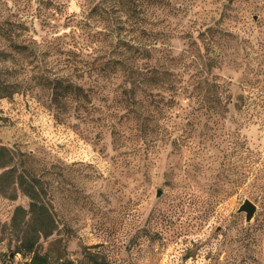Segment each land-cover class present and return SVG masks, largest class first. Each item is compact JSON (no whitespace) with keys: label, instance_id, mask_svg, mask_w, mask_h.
Segmentation results:
<instances>
[{"label":"rangeland","instance_id":"obj_1","mask_svg":"<svg viewBox=\"0 0 264 264\" xmlns=\"http://www.w3.org/2000/svg\"><path fill=\"white\" fill-rule=\"evenodd\" d=\"M197 48L223 56L224 109L125 94L146 68L187 81ZM0 146V264L19 176L55 217L50 260L264 264V0H0Z\"/></svg>","mask_w":264,"mask_h":264},{"label":"trees","instance_id":"obj_2","mask_svg":"<svg viewBox=\"0 0 264 264\" xmlns=\"http://www.w3.org/2000/svg\"><path fill=\"white\" fill-rule=\"evenodd\" d=\"M140 40V39H138ZM140 53H149V47L141 42L134 44ZM129 49V48H128ZM223 56L218 52L215 59H203L200 55L199 48L184 56V68L189 71L187 81L184 77H178L168 71L159 72L154 68H146L134 73L128 82V88L124 90L125 94L135 95L137 92L146 93L153 90L171 91L177 93H188L189 98L198 99L207 104L214 105L219 109H224V104L228 103L231 96L223 85L217 83V77L211 74V69L218 68L222 64ZM149 69V70H148ZM185 85V86H184ZM189 89V91H188ZM78 91H81L77 87ZM213 106V107H214ZM10 157L5 147L0 146V170L4 173L0 176V180L5 175H12L13 170L10 167ZM21 189L27 197L29 204L25 210L22 207H16L11 215L8 232L15 241L13 252L10 251V244L7 245L11 256L8 261L15 255H19L25 264H73L71 260H63L60 256L50 260L48 253L42 252L41 243L51 238L57 230V224L54 215L49 211L45 202L41 199L34 186L26 183L22 176L12 181ZM1 190V188H0ZM87 264H102L95 259L93 255L87 253ZM2 264H10V262ZM80 264H86L84 262Z\"/></svg>","mask_w":264,"mask_h":264},{"label":"water","instance_id":"obj_3","mask_svg":"<svg viewBox=\"0 0 264 264\" xmlns=\"http://www.w3.org/2000/svg\"><path fill=\"white\" fill-rule=\"evenodd\" d=\"M237 210H238L237 213L239 214L242 213L245 215V222H249L256 211L254 205L250 203L248 200H245Z\"/></svg>","mask_w":264,"mask_h":264}]
</instances>
